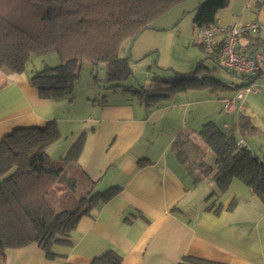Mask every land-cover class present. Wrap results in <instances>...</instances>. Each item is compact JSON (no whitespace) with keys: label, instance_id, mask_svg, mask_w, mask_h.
Returning <instances> with one entry per match:
<instances>
[{"label":"crops","instance_id":"obj_1","mask_svg":"<svg viewBox=\"0 0 264 264\" xmlns=\"http://www.w3.org/2000/svg\"><path fill=\"white\" fill-rule=\"evenodd\" d=\"M218 21L222 26L264 22V0H231ZM257 38L264 43V33L242 38L240 47L245 51L240 50L264 55L262 46H254ZM222 39L218 31L217 41ZM126 43L121 45L119 57L129 61L130 57L121 53ZM42 67L34 69L38 72ZM29 69L30 65L23 73L0 69V143L16 129L43 128L55 121L61 137L47 148L54 160L59 161L76 143L82 147L77 160L66 167L76 182V198L111 188L118 192L109 200L98 201L81 217L72 243L54 246L56 258H47L39 245L32 243L8 249L6 264H91L109 251L119 253L124 264H180L185 257L221 264H264L263 202L236 178L225 191L211 178L194 184L172 150L183 130L201 131L186 122V103L148 108L127 92L115 102L55 101L40 96ZM257 82L263 85L264 76ZM263 89L244 96L227 115L238 114L223 128L238 126L241 115L249 114L248 103L263 101ZM236 93L227 98H235ZM236 133L237 141L243 139L240 130ZM52 192L54 207L60 211L70 188L59 181Z\"/></svg>","mask_w":264,"mask_h":264},{"label":"trees","instance_id":"obj_2","mask_svg":"<svg viewBox=\"0 0 264 264\" xmlns=\"http://www.w3.org/2000/svg\"><path fill=\"white\" fill-rule=\"evenodd\" d=\"M183 1L0 0V69L23 73L33 56L56 54L60 63L46 65L31 78V83L43 98L74 101L75 84L85 61L96 66L107 64L109 81L122 83L128 80L133 72L128 60L119 57L123 42L136 39L159 16ZM230 1L201 2L195 8V27L214 26ZM254 46H262L264 50V43L259 38L254 41ZM237 49L245 51L240 43ZM244 51L241 52L247 56L254 53ZM218 82L205 77L191 79L188 84L193 88L216 87ZM160 83L156 88L151 84L135 89L124 86V91L135 94L149 108L166 99L174 86L171 79ZM253 129L252 121L245 115H241L238 126L229 128H221L214 121H208L198 134L188 130L180 132L172 150L194 184L211 178L220 191H225L236 178L264 204V157H256L245 146H237V130L242 133ZM60 137L58 124L49 121L43 128L16 129L1 140L0 264H6L8 249L32 243H37L47 258H56L54 246L72 243L81 217L89 214L98 201L109 200L118 192L111 188L90 197L76 198V182L68 175L66 167L77 160L82 147L80 143L74 144L56 161L48 154L47 148ZM59 181L67 183L70 192L68 199L61 201L62 210L57 211L52 190ZM91 264L124 263L119 253L109 251L94 258ZM180 264L221 263L185 257Z\"/></svg>","mask_w":264,"mask_h":264},{"label":"rangeland","instance_id":"obj_3","mask_svg":"<svg viewBox=\"0 0 264 264\" xmlns=\"http://www.w3.org/2000/svg\"><path fill=\"white\" fill-rule=\"evenodd\" d=\"M203 1L205 0H185L179 3L159 16L150 28L136 38V41L127 40L121 53L130 57L128 62L133 75L128 80L122 83L109 81L107 64L96 66L85 61L75 84V100L79 104L89 99L115 102L121 100L126 94L131 96V99L138 100L137 96L131 92L125 94L124 86L135 89L151 84L156 88L161 81L171 79L174 81L172 84L174 86L170 89V95L157 105L168 102L191 105V107L185 105L188 110L186 122L188 125H196L199 129H202L208 121H214L221 128L226 121L232 122L239 111L227 115L230 114L228 113L230 110L225 109L227 100L225 98L233 97L237 88L250 84L252 80L245 79L239 73L223 67L201 46V36L194 25L196 13L193 9ZM43 61H46V64H43ZM59 63L60 60L56 54L43 58L34 56L29 64V73L36 76L35 66H56ZM180 77L187 80H182ZM205 77L219 81V85L193 88L188 84L191 79L201 80ZM257 80L258 78L253 81ZM118 84L122 86H117ZM262 94L264 89L261 91ZM239 103L240 101L236 102V104ZM248 109L249 114L243 113V115L251 116L255 129L251 132L245 130L239 135L245 140L248 150L256 157L263 158L264 99L258 105L248 103ZM210 118L212 120H209ZM210 193L208 192L206 196ZM206 196H204L205 203Z\"/></svg>","mask_w":264,"mask_h":264},{"label":"built area","instance_id":"obj_4","mask_svg":"<svg viewBox=\"0 0 264 264\" xmlns=\"http://www.w3.org/2000/svg\"><path fill=\"white\" fill-rule=\"evenodd\" d=\"M198 31L201 36L203 48L207 54L216 57L225 68L233 70L252 80L250 84L238 89L235 98H227L225 104L227 111L234 109L236 101H241L247 94L257 93L264 88V84L262 85L257 81H253L264 76V55L255 51L252 55L247 56L237 49L242 38L264 33V22H233L229 25L222 26L218 21L214 26L200 28ZM218 31L224 34V41L220 46L217 41ZM243 145V139L237 141L239 148H242Z\"/></svg>","mask_w":264,"mask_h":264}]
</instances>
